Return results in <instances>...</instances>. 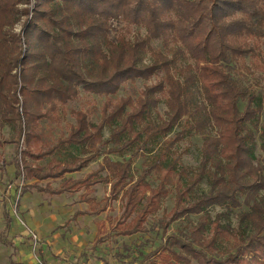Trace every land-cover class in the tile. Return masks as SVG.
<instances>
[{"label": "trees", "instance_id": "trees-1", "mask_svg": "<svg viewBox=\"0 0 264 264\" xmlns=\"http://www.w3.org/2000/svg\"><path fill=\"white\" fill-rule=\"evenodd\" d=\"M133 27L146 34L132 36ZM139 80L137 98L118 97ZM262 88L264 0H0V130L17 137L15 179H62L102 160L85 179H64L57 189L25 184L22 194L89 191L108 173L113 197L123 191L124 200L113 232L132 237L150 231L175 185L173 209L153 224L164 243L142 254V264H157L158 254L169 264H264ZM82 92L105 99L99 122L95 107L75 111L67 136L45 149L42 123H60ZM193 135L202 141L195 169L181 163L178 147ZM58 152L69 158L48 169L25 161ZM115 153L131 157L115 161ZM203 183L209 189L199 193ZM81 200L90 211L78 215L106 210ZM4 219L9 231L8 211ZM176 222L182 226L170 233ZM103 242L98 236L95 246Z\"/></svg>", "mask_w": 264, "mask_h": 264}, {"label": "rangeland", "instance_id": "rangeland-1", "mask_svg": "<svg viewBox=\"0 0 264 264\" xmlns=\"http://www.w3.org/2000/svg\"><path fill=\"white\" fill-rule=\"evenodd\" d=\"M20 31V27L18 29ZM146 34L145 29L139 27L132 28V36ZM157 48H161L159 43H154ZM149 63V58L146 59ZM144 81L126 84L118 97L131 96L137 98L144 88ZM260 97L264 101V88L258 90ZM105 99L96 95H88L82 92L77 100L70 103L66 108V114L60 123L46 121L42 123L43 146H55L59 139L67 136L70 127L76 124L73 112L88 110L95 107L98 111L91 118L95 123L99 122L100 110ZM166 107L162 104L159 112L163 115ZM261 126L264 128V108L261 115ZM110 132L105 131V139H108ZM16 135L8 127L0 130V237L4 236L5 220L4 207L10 211L14 222L12 232L6 233L9 240H15L14 247L9 248L0 242V264H44L43 256H52L57 260L62 257L64 262L71 264H142V254L147 255L157 250L163 243L165 236L161 230L153 229V224L169 213L175 205V185L169 186L170 195L163 201L162 209L155 217L149 221L150 231L145 234H137L132 237H118L113 229L118 220L121 219L123 202V191L116 200L111 192V184L104 181L108 173L102 174L103 182H96L89 191L83 190L78 193L64 194L62 196H50L49 194H39L35 190L32 194H22L23 185L37 184L40 187L48 185L57 189L64 179H85L98 170L100 159L91 163L87 168L73 174H66L62 179L49 178L43 181L26 179V181L15 179V165L12 164L16 156L17 145L11 139H16ZM258 162L264 165V153L261 150V140L257 135ZM4 143V144H3ZM179 151L183 153L181 163L189 168L195 169L200 162V151L202 141L198 136H191L179 145ZM156 149V148H155ZM154 149V151H155ZM59 153V152H58ZM67 153L77 154L73 149ZM115 161L129 159L131 154L122 158L118 154H112ZM67 154L50 155L44 160L25 159L33 166L55 167L59 163L68 159ZM144 159L138 157L133 161V175L138 177L141 174ZM47 171V170H46ZM95 179V181H97ZM102 180V179H101ZM153 187L159 184L156 177L149 178ZM116 181V180H115ZM177 183L178 176L173 178ZM208 185L203 183L199 193L208 191ZM126 190V188H125ZM94 198L100 209L105 207V211L99 215L81 216L77 220L67 223L77 211H90L89 204L82 202V197ZM5 204V206H4ZM198 216H193L192 221L196 222ZM186 223V222H185ZM188 223V222H187ZM182 226L181 222L171 225L170 233ZM36 234L39 241L34 243L32 235ZM99 233L100 239L104 240L95 248L96 236ZM169 233V234H170ZM6 235L4 237H6ZM7 240V238H5ZM81 245H74V243ZM70 245H73L71 247ZM127 247V249L125 248ZM128 255L129 258L125 256ZM157 264H169L161 255L153 258ZM150 264V262H143Z\"/></svg>", "mask_w": 264, "mask_h": 264}, {"label": "crops", "instance_id": "crops-1", "mask_svg": "<svg viewBox=\"0 0 264 264\" xmlns=\"http://www.w3.org/2000/svg\"><path fill=\"white\" fill-rule=\"evenodd\" d=\"M34 191H32V192H29V193H26V194H32ZM37 192V191H36ZM37 193H39V194H42V193H40V192H37ZM64 194H70V193H64ZM64 194H62V195H64ZM25 195V194H24ZM62 195H56V196H62ZM55 196V195H54ZM53 197V196H52ZM4 206H5V204H4ZM5 211H8V213H9V215H10V217L12 218V226H11V228H10V230L9 231H4L3 233H10V232H12V228H13V222H14V219H13V217H12V215H11V213H10V211L7 209V206H5L4 207V213H5ZM86 211H77L75 214H74V216L72 217V219H70L69 221H67V223H70L71 221H74V220H77L79 217H81V216H86V215H91V214H84V215H78V213H85ZM4 213H3V216H4ZM5 220V219H4ZM5 224H6V222H5ZM99 236V233H98V235L96 236V240H97V237ZM7 237H8V235H7ZM8 239H9V237H8ZM13 241V243L15 244V240L13 239L12 240ZM95 244H96V242H95ZM95 244H94V246H95ZM74 245H81L80 243H77V242H75L74 243ZM71 247H73V245H70ZM98 247V246H97ZM9 248H13V249H16L15 247H9ZM95 248H96V246H95ZM43 262H44V264H71V263H66V262H64L65 260L64 259H62V257H58L57 258V260H54V259H52V256H49V255H44L43 257Z\"/></svg>", "mask_w": 264, "mask_h": 264}, {"label": "built area", "instance_id": "built-area-1", "mask_svg": "<svg viewBox=\"0 0 264 264\" xmlns=\"http://www.w3.org/2000/svg\"><path fill=\"white\" fill-rule=\"evenodd\" d=\"M34 243H37L39 241V237L33 233L32 235Z\"/></svg>", "mask_w": 264, "mask_h": 264}]
</instances>
